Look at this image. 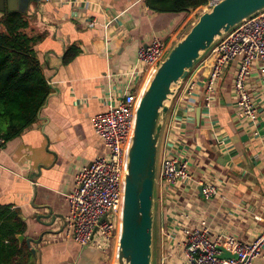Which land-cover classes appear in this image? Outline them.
<instances>
[{
    "label": "crops",
    "instance_id": "0c3cea01",
    "mask_svg": "<svg viewBox=\"0 0 264 264\" xmlns=\"http://www.w3.org/2000/svg\"><path fill=\"white\" fill-rule=\"evenodd\" d=\"M20 2L0 0V18L2 8L22 9ZM25 2L31 25L28 33L44 36L36 51L51 94L37 123L0 150V206L27 224L25 240H38L44 227L37 215L52 212L57 216L52 230H64L66 198L76 175L106 153L102 141L94 135L92 121L106 111V95H120L121 69L133 67L139 49L154 36L173 44L192 19L205 10L202 6L185 14H159L150 11L144 0ZM117 16L107 30L106 22ZM93 19L96 25L88 23ZM72 46L80 52L65 63ZM213 62L207 53L171 105L160 153L168 148L170 154L187 156L192 179L168 198L163 195L157 200L155 264H192L186 259L181 232L173 230L177 227L174 218L179 226L208 227L213 236L243 241L253 240L264 231V97L259 71L255 70L248 83L259 106L258 123L253 126L238 118L233 92L238 62L225 66L215 94L207 99L203 82ZM150 77V72L138 76V91L145 88ZM190 82L195 88L188 95ZM206 181L217 184L220 196L205 199L201 183ZM172 231L175 238L169 240ZM32 247L37 250L35 264L116 261L117 247L104 256L92 247L65 240L63 231ZM170 251H174L173 258ZM254 264H264V246L263 256Z\"/></svg>",
    "mask_w": 264,
    "mask_h": 264
},
{
    "label": "built area",
    "instance_id": "2783aa9c",
    "mask_svg": "<svg viewBox=\"0 0 264 264\" xmlns=\"http://www.w3.org/2000/svg\"><path fill=\"white\" fill-rule=\"evenodd\" d=\"M220 1L222 0H208L204 10H210ZM117 18L118 16L108 20L105 28L111 29L113 21ZM88 23L96 25L97 20L93 19ZM171 45L170 40L157 35L140 48L137 63L130 69H121L118 80L120 95H106V111L93 118L94 135L102 141L106 153L96 157L75 177L73 189L66 198L68 215L63 230L65 240H71L81 247H92L104 256H108L110 251L118 246L127 154L136 110L143 92L137 90V78L145 72H150L152 76ZM210 54L214 62L203 82L207 99L210 100L215 94L225 66L238 62L233 79L238 118L245 123L256 125L259 106L248 83L255 70H258L260 91L264 97V11L229 32L210 50ZM194 88L193 82L187 85L188 95L193 93ZM5 143L0 137V150ZM170 152V149L165 148L164 152L159 154L160 199L163 195L165 199L168 198L177 187L192 179L191 160L187 156ZM201 191L207 200L220 196L217 184L212 181L202 182ZM183 217L188 218L185 214ZM174 219L177 227L173 230L181 232L184 238V252L189 263L254 264L256 259L263 256L264 231L253 240L243 241L235 237L213 236L208 227L179 226L177 218ZM174 231L168 234L169 240L175 238ZM221 248L237 258H221ZM172 249H175V245ZM169 254L171 258L174 257V251Z\"/></svg>",
    "mask_w": 264,
    "mask_h": 264
},
{
    "label": "water",
    "instance_id": "95a60500",
    "mask_svg": "<svg viewBox=\"0 0 264 264\" xmlns=\"http://www.w3.org/2000/svg\"><path fill=\"white\" fill-rule=\"evenodd\" d=\"M24 5L25 9L19 10L2 8L1 13L8 9L27 14L28 2ZM263 11L264 0L220 1L171 45L148 80L138 103L128 148L115 264H155L159 154L172 102L201 59L229 32ZM56 219L52 212L37 215L44 230L38 240L26 239L35 260L37 250L32 244H40L44 238L63 231L52 230ZM65 225L66 218L63 228ZM18 239L23 243L25 236L18 235ZM221 258L237 257L223 250Z\"/></svg>",
    "mask_w": 264,
    "mask_h": 264
},
{
    "label": "trees",
    "instance_id": "16d2710c",
    "mask_svg": "<svg viewBox=\"0 0 264 264\" xmlns=\"http://www.w3.org/2000/svg\"><path fill=\"white\" fill-rule=\"evenodd\" d=\"M208 0H144L159 14H185L205 6ZM29 16L5 9L0 18V137L6 142L22 135L39 120L51 87L47 82L36 46L44 36H32ZM79 49L67 50L65 63L75 59ZM28 226L15 213L0 206V264H35L25 235Z\"/></svg>",
    "mask_w": 264,
    "mask_h": 264
},
{
    "label": "rangeland",
    "instance_id": "374dc122",
    "mask_svg": "<svg viewBox=\"0 0 264 264\" xmlns=\"http://www.w3.org/2000/svg\"><path fill=\"white\" fill-rule=\"evenodd\" d=\"M21 7H23L24 8V0H21ZM206 12H208L207 10H205V11H200L199 13H198V15L196 16V18H194V19H192V21L190 22V24L188 25V27L186 28V29H184L182 32H181V34H180V36L178 37V38H182V36L185 34V32H186V30L190 27V25L193 23V22H195V20H198V18H199V16H200V14H203V13H206ZM158 233V232H157ZM117 258V252H116V257H115V259ZM115 263H116V261H115Z\"/></svg>",
    "mask_w": 264,
    "mask_h": 264
}]
</instances>
